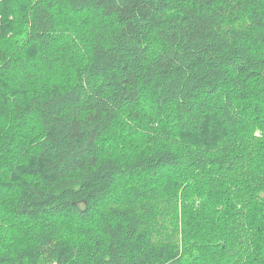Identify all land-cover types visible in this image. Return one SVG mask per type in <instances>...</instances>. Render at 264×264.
<instances>
[{"label":"trees","instance_id":"obj_1","mask_svg":"<svg viewBox=\"0 0 264 264\" xmlns=\"http://www.w3.org/2000/svg\"><path fill=\"white\" fill-rule=\"evenodd\" d=\"M20 2L0 112L26 128L0 152L23 158L0 173L27 178L0 184V264H264V0Z\"/></svg>","mask_w":264,"mask_h":264},{"label":"rangeland","instance_id":"obj_2","mask_svg":"<svg viewBox=\"0 0 264 264\" xmlns=\"http://www.w3.org/2000/svg\"><path fill=\"white\" fill-rule=\"evenodd\" d=\"M21 0H18V2H20ZM1 2H3V0H0V3ZM10 3L12 4H15L14 3V0H10ZM20 4L23 6L25 3H24V1L23 2H20ZM25 6H26V4L24 5V7L23 8H25ZM22 12H23V9L20 11V13L18 14V13H16V15L18 14V16H17V18H16V15L14 14V22H13V25L12 26H15L16 25V27H17V30L19 31V30H21V28H22V23H21V17H20V15L22 14ZM3 16H4V13H0V27L1 26H3L4 27V25H3V22H4V19L5 18H3ZM16 18V19H15ZM8 19L9 20H12V16L11 15H8ZM74 19L75 18H71L69 15H67V14H64V13H62V14H60V16H59V21L64 25V26H66V28H67V31H65L64 33H63V35L65 34V36H64V38L63 39H61L59 42H53L52 43V45H51V47L52 48H54V47H61L62 45H63V42H65V41H69L70 39H73V33H69L68 32V30H76V26H75V23H73L74 22ZM64 22H66V25L64 24ZM67 32V33H66ZM77 35V34H76ZM66 38V39H65ZM22 41V36L21 35H18V33H16V32H14V31H8V32H6L5 30L3 31V34H2V36L0 37V50L1 49H4V50H6V51H13V50H15V43L17 44V43H19V42H21ZM25 52L26 51H28V50H24ZM11 53V52H10ZM29 53L30 52H28L27 53V55L26 56H30L29 55ZM47 64H48V62H47ZM22 65V67H23V69H25L26 71H27V73L28 74H30V75H33V76H35V72L36 71H42V70H44V73H46V77H49V73H51L52 71H47V69H49L48 67L46 68V66H44L43 65V63L40 61V60H38L37 59V55H33L32 57H31V59H30V61L29 62H26V61H23V63L21 64ZM52 69V68H51ZM51 69H49V70H51ZM21 74H23V73H21ZM48 74V75H47ZM20 76V72H17L16 73V75H15V77H19ZM69 77H70V74H69ZM70 79V78H69ZM253 86H255V83H253ZM256 88V87H255ZM10 117H11V114L9 113V111L7 112V113H5V112H0V150H2V145H3V137H4V134H8L9 132H16V130L18 129V128H26L25 126H22L21 124H14V123H12L9 119H10ZM173 121V120H172ZM174 122V121H173ZM169 123H171V121H169ZM168 123V124H169ZM174 125H175V127H176V124L174 123ZM174 125L173 124H169V125H167V127L169 128V127H172L171 128V132H172V134H173V137L174 138H176L177 136H178V130L176 131L175 130V128H174ZM1 129L3 130V131H1ZM23 132H25V134L22 136V137H20L19 139H17V142L18 143H20V144H25V143H27L29 140H31V136L28 134V131H22L21 133H23ZM258 134V133H257ZM134 140H136L134 137L133 138H130V142L131 141H134ZM129 142V143H130ZM125 143V145L127 146V147H123L124 149L123 150H120V152L118 151V152H116L117 154H121V155H123L124 157H128V155L130 154V145H129V143L128 142H124ZM0 154L4 157V158H9V159H12V160H15L16 161V166H17V164L20 162V160L23 158L22 156H20V154H17V152L16 151H12V152H0ZM128 154V155H127ZM6 164V163H5ZM5 164H2V166L3 167H5ZM6 168V167H5ZM5 168H2L3 169V171H2V173H0V184H1V182H2V180H3V182L6 180V181H10V182H12L11 181V178H13V176H15V177H19V178H27V176H26V171L24 170V169H20L19 168V170H17L16 168L17 167H14L13 168V170H9V169H5ZM10 173V174H9ZM245 175H246V177H247V179H248V175L245 173ZM11 177V178H10ZM237 178L239 179V181H240V179L243 181V183L244 184H246V186H253V185H256V183H253V182H251V181H249V180H247V182H246V180H244V176H240V174L239 175H237ZM16 179H18V178H16ZM4 184V186H7V187H4V188H0V200L1 201H3V202H7V199L9 198H11L12 197V195L14 194L13 192H14V189L15 188H13V187H11L10 185H8L7 183H6V185H5V183H3ZM10 192H12V194L10 193ZM26 227V225L25 226H23V228H25ZM69 229V228H68ZM69 231H70V229H69ZM71 236H73L72 235V233H74V231L72 230L71 232Z\"/></svg>","mask_w":264,"mask_h":264}]
</instances>
